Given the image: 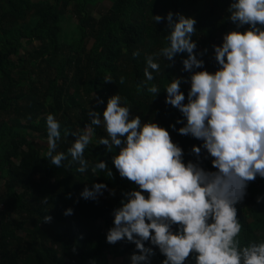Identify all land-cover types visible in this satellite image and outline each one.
Wrapping results in <instances>:
<instances>
[{
  "label": "trees",
  "instance_id": "1",
  "mask_svg": "<svg viewBox=\"0 0 264 264\" xmlns=\"http://www.w3.org/2000/svg\"><path fill=\"white\" fill-rule=\"evenodd\" d=\"M104 1L0 0V180L4 183L0 264H131L130 256L139 254L126 239L115 244L106 241L113 212L126 200L124 193L139 189L113 166L112 157L119 149L109 152L97 145L100 138H107L103 126H92L93 139L83 156L89 167L84 173L77 172L79 164L67 154L75 137L65 136V129L83 130L90 123L88 112L102 116L113 95H119L121 106L128 107L131 116H139L142 124L152 122L167 130L182 149L185 164L217 171L203 141L179 134L186 121L178 109L165 103L164 89L174 78L181 79L180 91L187 103L190 83L184 81L192 73L183 71L187 53L177 54L174 63L158 55L167 46V22L156 23L152 16L171 12L174 20L176 14L195 19L193 54L203 61V68L193 71L214 73L219 65L213 45H222L226 33L248 27L238 29L228 19L232 0H107L111 6L103 15L89 11ZM134 51L139 52L135 58ZM148 56L160 64L159 72H152L154 79L147 82L160 89L156 96L146 87L137 90L145 81ZM98 99L103 103L98 104ZM48 114L61 126L57 152L67 158L59 168L46 156ZM193 147L201 148L199 156ZM99 161L106 163L111 177L107 171H92ZM94 184L106 189L95 199L82 198V191L92 190ZM235 207L242 225L241 244L264 242V178L248 182L243 201ZM67 209L71 215H64ZM45 215L52 217L50 222H43ZM144 247L152 250L149 264H162L165 257L156 246L145 241ZM185 264L195 261L190 257Z\"/></svg>",
  "mask_w": 264,
  "mask_h": 264
},
{
  "label": "clouds",
  "instance_id": "2",
  "mask_svg": "<svg viewBox=\"0 0 264 264\" xmlns=\"http://www.w3.org/2000/svg\"><path fill=\"white\" fill-rule=\"evenodd\" d=\"M227 11L238 29L248 27L243 32L226 33L222 45H213L219 65L214 73L193 71L203 68V61L193 54L195 19L176 14L174 20L171 12L166 17L152 16L156 23L167 22V46L158 55L174 63L177 54L187 53L183 71L192 73L184 81L190 83L187 103L179 78L166 85L165 103L178 109L186 121L179 134L203 141L202 148L212 157L216 172L185 164L182 149L172 142L169 132L131 116L130 109L121 106L119 95L107 99L102 116L89 111L90 123L83 130L65 129V136L75 137L67 154L71 162L79 164L77 172L84 173L89 167L83 156L94 135L92 126L102 125L107 138H100L97 145L106 146L109 152L119 149L112 164L121 178L139 189L124 193L126 200L114 210L113 227L106 236L109 244L126 239L135 245L139 254L130 256L131 264H149L152 250L144 247L145 241L165 257L162 264H185L190 257L195 264H264V242L241 244L242 225L235 207L243 201L248 182L257 176L264 178V0H232ZM132 55L135 58L139 52ZM159 70L160 64L152 56L146 57L145 81L137 90L146 87L156 96L160 89L147 82L154 79L152 72ZM120 83H124L123 77ZM46 126V156L59 168L67 158L57 152L61 126L52 114L46 116ZM192 152L199 156L201 148L193 147ZM97 170L112 176L103 161L92 167L93 172ZM104 189L106 185L94 184L92 190L85 188L80 195L95 199ZM71 214V209L64 212ZM42 219L48 223L52 217Z\"/></svg>",
  "mask_w": 264,
  "mask_h": 264
},
{
  "label": "rangeland",
  "instance_id": "3",
  "mask_svg": "<svg viewBox=\"0 0 264 264\" xmlns=\"http://www.w3.org/2000/svg\"><path fill=\"white\" fill-rule=\"evenodd\" d=\"M110 6H111V3L109 2V1H107V0H105L104 2H102V3H100V4H98V5H96L95 7H93V8H89V11H91V12H93L94 14H96V15H103L105 12H107V10L110 8ZM77 21H76V18H73L72 19V23L74 24V23H76ZM29 50V48L28 47H26V51H28ZM25 51V52H26ZM69 73H71V70H69ZM92 139H93V137H92ZM3 185H4V183H3V181L2 180H0V191H1V189H2V187H3Z\"/></svg>",
  "mask_w": 264,
  "mask_h": 264
},
{
  "label": "built area",
  "instance_id": "4",
  "mask_svg": "<svg viewBox=\"0 0 264 264\" xmlns=\"http://www.w3.org/2000/svg\"><path fill=\"white\" fill-rule=\"evenodd\" d=\"M3 210V206L2 205H0V211H2Z\"/></svg>",
  "mask_w": 264,
  "mask_h": 264
}]
</instances>
